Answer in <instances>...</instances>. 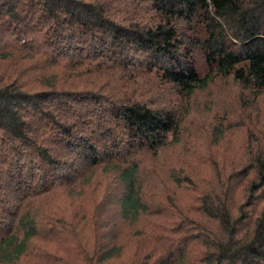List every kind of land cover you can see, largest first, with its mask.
I'll return each mask as SVG.
<instances>
[{
  "label": "trees",
  "instance_id": "1",
  "mask_svg": "<svg viewBox=\"0 0 264 264\" xmlns=\"http://www.w3.org/2000/svg\"><path fill=\"white\" fill-rule=\"evenodd\" d=\"M217 76L264 94V0H0V264H113L129 248L127 264H264V134L251 123L240 159L201 158L207 181L170 173L195 204L146 190V164L184 119L145 88L160 79L190 99ZM85 187L101 194L90 210ZM62 192L77 203L40 211ZM128 225L134 242L118 246Z\"/></svg>",
  "mask_w": 264,
  "mask_h": 264
},
{
  "label": "rangeland",
  "instance_id": "2",
  "mask_svg": "<svg viewBox=\"0 0 264 264\" xmlns=\"http://www.w3.org/2000/svg\"><path fill=\"white\" fill-rule=\"evenodd\" d=\"M195 59L201 76H207L210 71L202 55L197 53ZM108 83H110V78L106 80L95 78V85L99 87L107 86ZM161 83L163 82L160 79L153 78L152 87L144 90V97L157 106H173L178 111L179 117L184 120L181 135L178 137L179 143H171L158 161H150L146 164L150 169L148 173L146 172L147 174L144 173V178L146 181L155 183V185H149L146 190L155 193L162 202L170 201L171 204L174 203L180 208H186L191 203L195 204L199 195L194 192L191 184L185 189L180 188L170 179V173L175 170L176 173L180 172L186 176L187 173L195 172L192 176L197 178L196 182L199 183L207 181L208 176L211 175L212 167L203 165L201 161V158L210 154L211 150H214L215 158L219 162L235 157H237L235 160L240 159L249 139L246 128H250L249 123L255 129L256 134H264V94L259 96L241 87L232 77L217 76L206 89L197 91L190 99L180 98L178 95L180 90ZM208 157L211 156L208 155ZM209 160L212 161V158ZM85 190L91 194L80 203L90 210L93 207L91 197L96 195V192H94L95 189L92 190V187H85ZM100 196L101 194L96 195V200L101 199ZM40 203V211L49 214L59 212L61 209L67 210L77 202L62 192L59 195H53L52 198L41 200ZM137 231V228L128 225L124 233L122 234L121 231L118 236L120 240L118 246L129 247L130 243L134 242L131 237ZM130 250L131 248L129 251L128 249L123 251L122 257L113 264H127ZM68 253L71 257L76 256L73 249H69Z\"/></svg>",
  "mask_w": 264,
  "mask_h": 264
}]
</instances>
